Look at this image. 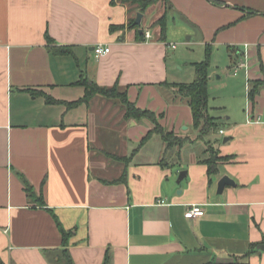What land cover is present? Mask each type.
Instances as JSON below:
<instances>
[{"label":"crops","instance_id":"1","mask_svg":"<svg viewBox=\"0 0 264 264\" xmlns=\"http://www.w3.org/2000/svg\"><path fill=\"white\" fill-rule=\"evenodd\" d=\"M218 1L159 0L141 12L120 0H0V262L55 264L56 216L72 232L75 264H264V89L221 129L229 141L216 147L232 159L210 176L200 163L210 139L197 140L188 102L166 85V40L151 29L166 13L207 53L226 46L249 92L264 78V0ZM140 13L150 39L131 26ZM98 45L110 53L96 57ZM82 77L119 86L192 141L173 151L159 135L143 143L154 123L127 120L123 104L104 97L58 103L85 96ZM224 177L231 183L220 189ZM195 204L204 215L190 219Z\"/></svg>","mask_w":264,"mask_h":264},{"label":"trees","instance_id":"2","mask_svg":"<svg viewBox=\"0 0 264 264\" xmlns=\"http://www.w3.org/2000/svg\"><path fill=\"white\" fill-rule=\"evenodd\" d=\"M122 3H128L130 5L136 6L140 9L141 12L147 11L150 7L158 3L159 0H120ZM215 4H221L218 0H211ZM115 3V0H113ZM135 21L131 22V26L137 29V34L139 37L144 40L146 36V31L141 33L139 26L134 23ZM116 26H113L112 29H116ZM167 28H168V17L165 13L162 15L157 21H155L151 25V29H156L159 32L160 39L162 41L166 40L167 35ZM51 39H49L50 41ZM55 53L63 54L66 50L62 48H58L54 50ZM210 53H208V57ZM197 69V79L192 83H172L166 84L170 85L174 89V93L177 98L186 100L192 110L193 114V126L194 129L198 131L197 140H206L210 139L206 142L207 149L205 150V157L200 160L201 164H204L208 168V174L215 175L219 172V165L223 162H228L232 159L229 156H221L220 151L216 147V144L220 142L219 140H211V138L218 133L222 126L218 123V118L212 116L210 114V94H209V82H210V73H209V61H204L202 63L195 64ZM262 70L264 72V67L262 66ZM78 85L85 87V96L75 102H59L60 104H66L68 107L73 108L75 106L81 105L83 103L89 104L93 97L96 94L102 95V97L111 99V100H119L124 108H125V117L127 120H142L148 119L154 123V129H152L147 136L144 138L143 143L150 140L154 135L161 136L162 140L166 144V151H173L176 148L183 147L186 143L191 142L192 139L190 137H180L177 136L174 132L168 131L164 128V126L158 120V116L150 111L138 108L133 102L128 99L126 92H121L119 86L115 85L114 87H101L94 83L93 81L89 80L86 77H82L81 80L78 82ZM264 89V78L261 80H254L251 81V86L248 92V97L252 104L255 105L256 98L260 94V92ZM38 92H34L37 94ZM48 102H54L52 98H47ZM162 117V115L160 116ZM125 160V159H124ZM26 191L28 194L37 199L39 203L42 205L44 201L42 198H37L32 186L24 180ZM60 232L62 234V249H59L57 255L54 258L55 264H75L73 258L71 256V252L69 249L70 246V239L72 237V232L70 230H66L63 225L59 222V220L54 216ZM257 246H252V249L246 254L249 255L252 252L256 251L255 248ZM109 261V258L106 260ZM0 264H4L0 262ZM233 264H241L238 259Z\"/></svg>","mask_w":264,"mask_h":264},{"label":"rangeland","instance_id":"3","mask_svg":"<svg viewBox=\"0 0 264 264\" xmlns=\"http://www.w3.org/2000/svg\"><path fill=\"white\" fill-rule=\"evenodd\" d=\"M146 25L147 22H144L143 28H146ZM168 30V36L164 44H166V56L173 79L171 83L189 84L194 82L197 79L195 64L208 60L211 75L209 82L210 114L218 118V123L222 128L227 129L229 123L234 121H228V118L236 119V115L245 114L247 110L248 91L245 85L246 82L243 81V76H241L243 72L239 77L235 76L236 67L231 63L226 46L218 48L212 45V52L208 57L206 44L202 43L200 35H196L189 40L193 34L180 32L171 23H169ZM172 45H175L176 49H172ZM97 97H102V95L96 94L93 99ZM112 101L120 102L114 99ZM224 138L225 136H222L219 132L213 136V140H219L220 142Z\"/></svg>","mask_w":264,"mask_h":264},{"label":"built area","instance_id":"4","mask_svg":"<svg viewBox=\"0 0 264 264\" xmlns=\"http://www.w3.org/2000/svg\"><path fill=\"white\" fill-rule=\"evenodd\" d=\"M152 37V34L150 31L146 32V38L150 39ZM2 45L1 41H0V46ZM173 48H176L175 45H172ZM96 57H101L103 55H106L108 53H110L111 49L108 47H104L103 45H98L94 48ZM242 67V65H239L236 67V74L238 73L239 69ZM220 134L224 135L225 131L224 130H220ZM204 215V210L202 208L201 205H192L189 207L188 212H187V217L190 219H194V218H200Z\"/></svg>","mask_w":264,"mask_h":264},{"label":"water","instance_id":"5","mask_svg":"<svg viewBox=\"0 0 264 264\" xmlns=\"http://www.w3.org/2000/svg\"><path fill=\"white\" fill-rule=\"evenodd\" d=\"M142 19H143V15H142L141 13L138 14L135 24L138 25V26H141ZM141 32H142V30H141ZM228 141H229V138H228V137L224 139V142H225V143L228 142ZM186 174H187V173H186L185 171H183V172L180 174V177H179V180H178V183H179V184H180V183L183 181V179L186 177ZM227 183H231V180H230L229 178H227V177H224V178L220 181V184H219V185H220V189L223 188V186H224L225 184H227ZM258 249L261 250V251H264V244L260 245V246L258 247Z\"/></svg>","mask_w":264,"mask_h":264}]
</instances>
